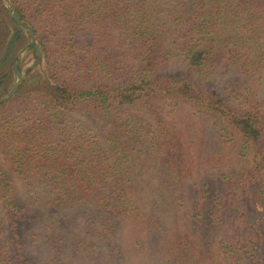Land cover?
Wrapping results in <instances>:
<instances>
[{"label":"trees","instance_id":"1","mask_svg":"<svg viewBox=\"0 0 264 264\" xmlns=\"http://www.w3.org/2000/svg\"><path fill=\"white\" fill-rule=\"evenodd\" d=\"M11 1L23 25L0 0V78L22 82L0 104V264H264V0ZM30 29L38 67L18 73ZM177 65L223 94L159 77Z\"/></svg>","mask_w":264,"mask_h":264},{"label":"rangeland","instance_id":"2","mask_svg":"<svg viewBox=\"0 0 264 264\" xmlns=\"http://www.w3.org/2000/svg\"><path fill=\"white\" fill-rule=\"evenodd\" d=\"M5 2H6L7 10H8L7 0H5ZM11 7L13 9L12 1H11ZM8 12H9V10H8ZM9 14H10V12H9ZM10 17H11V15H10ZM30 42H31V40H30ZM24 47H22L18 51V53L16 55L17 58H18L19 52ZM22 63H25V67H24L25 71L26 70H32V69L36 70V68L38 67L37 65H35V64L38 63V61L33 60L32 55H30V53H28V49L25 50L23 55H22L21 65H22ZM35 70H33V72ZM181 74L189 75L193 79H195L198 82H200L203 85H205L207 87V89L210 90L213 93L223 94V89H222V83L224 81L223 79H220L217 76V77H214V78L209 79L207 81H202V79L199 78V76L195 73L193 68H191L189 66H186V65H177V66L171 67L168 70L159 73L158 75H159V77H164V76H168V75L178 76V75H181ZM0 79H2V83H0V98L7 97L8 95H10V93L8 95H5V92H6L5 91V89H6L5 87L6 86H5V82L4 81L9 79V83H8V88L9 89H8V91L12 92L14 87H15V85H16V83H17V81H18V77H16L15 73L13 74L12 71H8ZM263 90L264 89H262V92H263ZM76 116H77V118H79L80 120H82L83 122L88 124L92 129H107L109 127V125L107 123V119L100 118V117L99 118H95V117H92V116H90L88 114H85V113H77ZM195 121H196V123H198V125H201V127H202L201 132L206 134V143H205L206 144L205 145L206 152H216V151L219 152L220 145H219V141L217 142L216 135H215V132L217 131V129L219 127L217 126V128H216V126H214L212 122L204 121L203 119H196ZM212 166H213V164H211V167ZM222 169H224V168H222ZM223 172H224V170L222 171V173ZM10 174L12 175L13 179L15 180V182H18L19 188H20V181L18 180L17 176L13 175V173L11 171H10ZM144 176H145V174L143 173L142 174L143 183H146L149 186L152 183H153V185L156 184V183L158 184V179L157 178L149 177V176L148 177H144ZM219 176H220V174L217 171V169L216 170H212V171L210 169L202 170V174L200 176L201 183L202 184H206L207 183L209 185V187L210 186H211V188L213 187L212 189L210 188L209 196H213L215 194V192H217L216 191V189H217L216 188V184L217 183L215 181H216V179L219 178ZM206 191H209V188H207ZM191 194H192V196H194L195 193L193 192ZM191 194H189V196H191ZM161 201H163V200H161ZM259 210H263V208L260 207ZM54 215H56V213H54ZM45 216H52V215L51 214H46ZM71 218L72 219L68 218L69 221L66 222L65 225H64V227L67 228L69 231H72V228H70L68 226V224L77 220L76 216L75 217H71ZM39 262H40V260L38 258L36 264H38ZM97 263L98 264H108L106 260L101 261V262H97ZM39 264H42V263L40 262Z\"/></svg>","mask_w":264,"mask_h":264},{"label":"water","instance_id":"3","mask_svg":"<svg viewBox=\"0 0 264 264\" xmlns=\"http://www.w3.org/2000/svg\"><path fill=\"white\" fill-rule=\"evenodd\" d=\"M7 3H8V10L10 12V15L11 17L20 25H23V23L20 21V19L17 17L16 15V12L12 9L11 7V1L10 0H7ZM31 31V42L28 43L18 54V58H17V62H16V70L17 72L19 73V70L18 68L20 67L21 65V60H22V55L24 53L25 50H27L30 46H33L34 43H35V35H34V32L32 31V29H30ZM22 82V75L19 73L18 74V81L13 89V91L10 93V95H8L7 97H3V98H0V104L1 103H4V102H7L9 101L16 93H17V90H18V87L19 85L21 84Z\"/></svg>","mask_w":264,"mask_h":264}]
</instances>
